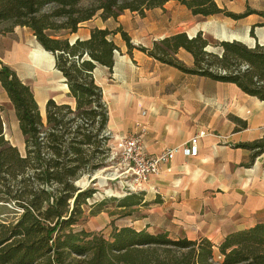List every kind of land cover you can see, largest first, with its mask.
Wrapping results in <instances>:
<instances>
[{
  "label": "trees",
  "instance_id": "16d2710c",
  "mask_svg": "<svg viewBox=\"0 0 264 264\" xmlns=\"http://www.w3.org/2000/svg\"><path fill=\"white\" fill-rule=\"evenodd\" d=\"M84 1L0 0V23H9L3 31L14 26L30 29L42 48L54 55L55 67L74 101L72 107L48 99L43 122L30 86L0 61V85L15 111L24 142V152H20L5 139L0 107V202L21 210L15 220L0 222V264H264V221L228 234L217 246L205 238H171L164 231L150 233L131 226L113 227L107 236L77 227L87 209L97 214L106 200L91 202L96 189L77 182L108 165L107 107L92 72L97 65L111 70L116 45L111 40L114 31L108 29L93 28L89 38L72 43L61 32H75L97 12L104 20L124 10L143 15L170 0ZM174 1L192 15L222 14L236 20L256 13L264 18V11L230 13L216 0ZM117 31L128 50L134 48L126 32ZM250 35L254 36L253 28ZM210 41L202 31L191 37L177 32L154 41L151 48H136L184 72L232 82L264 101V45L219 40L215 45L219 50L209 51ZM180 48L191 54L192 67L176 57ZM242 146L253 152L252 157L260 154L264 136ZM111 199L116 201V213L123 215L142 203L140 192ZM159 249L162 255L154 256Z\"/></svg>",
  "mask_w": 264,
  "mask_h": 264
},
{
  "label": "crops",
  "instance_id": "0c3cea01",
  "mask_svg": "<svg viewBox=\"0 0 264 264\" xmlns=\"http://www.w3.org/2000/svg\"><path fill=\"white\" fill-rule=\"evenodd\" d=\"M175 6L188 17L200 16L170 0L162 7L146 10L141 17L132 16L138 14L135 11L124 10L116 18L104 20L97 12L65 37L72 43L89 38L93 28L114 31L111 40L116 52L111 70L97 65L92 72L107 107V132L112 147L118 148L121 136L142 132L148 154L158 155L200 134L196 156L178 151L139 189L142 203L146 204L134 205L126 215L112 216L110 212V218L118 217L113 227L164 231L171 238H205L217 246L228 234L264 221V152L252 157L253 152L242 146L264 136V101L232 82L184 72L136 48H151L154 41L177 33L173 23L169 24L161 14L162 9ZM255 16L249 14L236 20L207 16L218 21L213 29L204 24L178 32L191 37L202 31L217 40H238L249 47L264 45V26L253 27L254 36L250 35ZM126 17L130 22L133 17L139 21L135 27H127ZM227 27L234 30L225 31ZM118 28L126 32L134 48L128 50ZM36 39L24 26L0 32V61L30 86L45 122L48 99L72 107L74 101L55 67L54 55ZM176 57L186 67H192L193 58L186 50L178 49ZM2 104H7L10 118L6 120L1 112L4 137L24 152L23 137L12 136V128L19 127L18 121L0 85ZM100 213L104 211L97 214Z\"/></svg>",
  "mask_w": 264,
  "mask_h": 264
},
{
  "label": "rangeland",
  "instance_id": "374dc122",
  "mask_svg": "<svg viewBox=\"0 0 264 264\" xmlns=\"http://www.w3.org/2000/svg\"><path fill=\"white\" fill-rule=\"evenodd\" d=\"M89 1L90 0H85L84 4L88 3ZM216 2L220 8L225 9L226 11H230V13L231 12L243 13L248 9L257 10V11L264 9V3H262L261 0H216ZM146 12H148V10ZM152 14L155 15L157 13H154L153 11ZM161 14H163L164 18L167 19L169 24L173 23L172 27H173V30L176 32H178V30L181 31L182 28L192 29V28H196L199 26L200 27L204 26V24L208 28L213 29L215 27V22H218V21L212 20L213 18L202 17L201 15L196 16V17H188L185 11L183 12L182 10H179V8H177L176 6L169 7V9H165V10L162 9ZM249 14L255 15L256 13H249ZM249 14H247L246 16H248ZM137 15L140 17L142 16V14L141 15L136 14V13L132 14V16H137ZM221 16H224V15L221 14ZM259 16L260 15H258L257 17V14H256L255 24L264 23V18H262L261 16L259 17ZM224 17H227V16H224ZM138 21L139 20L137 21L134 20V17H133L130 22L128 17H126V26L128 27L132 25L131 27H135ZM183 22H187V23L184 24ZM255 24L252 25V28L255 27ZM8 25L9 23H0V32H4L3 30H6L8 28ZM227 28H225V31L234 30V29H231V27H227ZM61 33L63 36L68 35V31H62ZM206 35L211 38L210 45H208L206 49L209 51H218L219 48L218 46H215V45H216V42L219 40L214 39L209 34H206ZM230 41L232 40H229V42ZM244 67L245 65L242 68ZM0 107H1L2 115L4 116L6 120H8L9 115H8L7 104L6 105L2 104L0 105ZM12 136L14 137V139H17V138L20 139L22 137L19 127H16L15 129L12 128ZM18 142L19 141H16V143ZM107 162H108V165H106L104 168L100 170L95 171L91 175L90 178L84 175L77 182L78 185L82 187L91 185L96 189L94 198L91 200V202H99L104 198L106 199L104 200L105 204H103L102 206V211H104V213L91 215L87 209V211L85 212V218L79 223L77 227L83 228L86 231L102 232L103 234H105V236H107L108 233L111 231V229H113V226H114L113 221L118 219V217L116 216L110 218L111 216L110 212H112L111 213L112 216L113 214L114 215L120 214V213H116V211H118L115 208L116 201L112 200L111 198H116V197L121 198L122 196H124L123 195V192L125 191L124 189H126V187L122 183L123 178L121 176H118L120 175L119 174L120 169H117V166L114 165L111 160H107ZM95 208L96 207H94V209ZM20 211L21 210L19 208L15 207L11 203H7L3 201L0 202V222L8 223L10 221L15 220L16 217L19 215ZM162 253H163L162 249H159L153 255L154 256L162 255ZM215 259L218 261L221 260V256H219L217 252H215Z\"/></svg>",
  "mask_w": 264,
  "mask_h": 264
},
{
  "label": "built area",
  "instance_id": "2783aa9c",
  "mask_svg": "<svg viewBox=\"0 0 264 264\" xmlns=\"http://www.w3.org/2000/svg\"><path fill=\"white\" fill-rule=\"evenodd\" d=\"M105 134L110 137L108 132ZM199 138L200 134L196 133L182 145L166 148L158 155H150L144 147L142 132L121 136L118 148L111 146L107 160H111L117 169H120L118 176L123 178L122 183L126 187L123 195L138 192L150 177L159 172L163 164L174 158L178 151L188 156H196Z\"/></svg>",
  "mask_w": 264,
  "mask_h": 264
}]
</instances>
